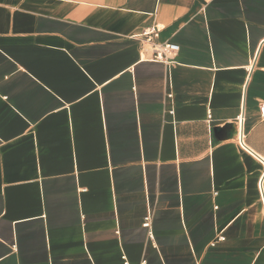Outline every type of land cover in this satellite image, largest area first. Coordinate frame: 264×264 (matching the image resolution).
<instances>
[{"label": "crops", "instance_id": "crops-1", "mask_svg": "<svg viewBox=\"0 0 264 264\" xmlns=\"http://www.w3.org/2000/svg\"><path fill=\"white\" fill-rule=\"evenodd\" d=\"M262 102L264 0H0V264H264Z\"/></svg>", "mask_w": 264, "mask_h": 264}, {"label": "built area", "instance_id": "built-area-1", "mask_svg": "<svg viewBox=\"0 0 264 264\" xmlns=\"http://www.w3.org/2000/svg\"><path fill=\"white\" fill-rule=\"evenodd\" d=\"M159 30L157 26H151L145 28L142 32L136 35L141 42L142 45L148 46L152 51V60L161 61L167 64H171L175 62V56L180 49V45L169 40L164 42H158L156 38L158 37ZM260 115L264 118V102H262L259 106ZM212 114L209 112V118H211ZM245 116L244 112H240L237 117V128H236V138L239 146L245 150H249L246 145V132L244 127ZM262 165L264 166V161L262 160ZM260 189L262 190V182L260 181ZM152 223V215L148 214L144 217V226L149 228ZM151 237H153L152 232L150 231ZM219 240H224L225 237L220 235L218 237Z\"/></svg>", "mask_w": 264, "mask_h": 264}]
</instances>
